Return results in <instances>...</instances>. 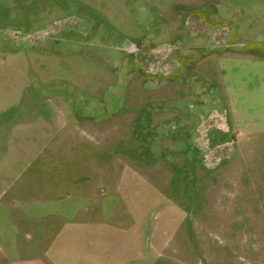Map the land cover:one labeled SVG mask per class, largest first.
Wrapping results in <instances>:
<instances>
[{
    "label": "rangeland",
    "instance_id": "374dc122",
    "mask_svg": "<svg viewBox=\"0 0 264 264\" xmlns=\"http://www.w3.org/2000/svg\"><path fill=\"white\" fill-rule=\"evenodd\" d=\"M0 264H264V0H0Z\"/></svg>",
    "mask_w": 264,
    "mask_h": 264
},
{
    "label": "crops",
    "instance_id": "0c3cea01",
    "mask_svg": "<svg viewBox=\"0 0 264 264\" xmlns=\"http://www.w3.org/2000/svg\"><path fill=\"white\" fill-rule=\"evenodd\" d=\"M5 258H7V257H5Z\"/></svg>",
    "mask_w": 264,
    "mask_h": 264
}]
</instances>
